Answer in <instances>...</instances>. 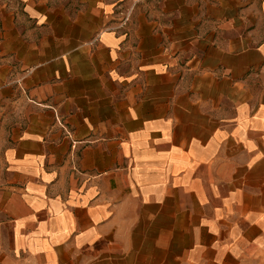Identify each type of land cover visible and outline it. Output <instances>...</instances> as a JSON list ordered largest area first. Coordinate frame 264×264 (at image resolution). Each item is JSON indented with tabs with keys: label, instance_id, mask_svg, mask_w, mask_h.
Instances as JSON below:
<instances>
[{
	"label": "crops",
	"instance_id": "obj_1",
	"mask_svg": "<svg viewBox=\"0 0 264 264\" xmlns=\"http://www.w3.org/2000/svg\"><path fill=\"white\" fill-rule=\"evenodd\" d=\"M23 9L0 27V264H264V0Z\"/></svg>",
	"mask_w": 264,
	"mask_h": 264
},
{
	"label": "rangeland",
	"instance_id": "obj_2",
	"mask_svg": "<svg viewBox=\"0 0 264 264\" xmlns=\"http://www.w3.org/2000/svg\"><path fill=\"white\" fill-rule=\"evenodd\" d=\"M88 2L92 3L95 0H0V27L4 24H8L9 17L12 13L15 15L21 14L24 10L23 7L29 5L34 6L35 8L42 7L47 9L48 12H51V18L57 20L56 22L60 23L59 19L62 16H73L76 12L74 8V3L76 2ZM122 1V3L134 2L138 0H112V2Z\"/></svg>",
	"mask_w": 264,
	"mask_h": 264
}]
</instances>
